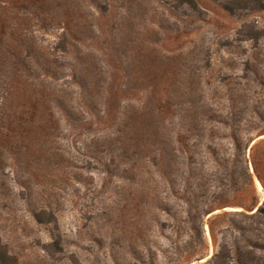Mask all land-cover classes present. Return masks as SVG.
Instances as JSON below:
<instances>
[{"label":"rangeland","instance_id":"1","mask_svg":"<svg viewBox=\"0 0 264 264\" xmlns=\"http://www.w3.org/2000/svg\"><path fill=\"white\" fill-rule=\"evenodd\" d=\"M195 1L198 11L184 0H0V41L32 50L33 64L49 56L52 75L64 78L34 81L25 98L7 89L0 53V239L20 264H205L237 244L264 257V225L237 213L264 205L251 163L255 147L264 174V11ZM24 4L42 11L21 13ZM160 102L171 117L155 110ZM177 106H206L217 121L195 115L198 137L185 139L192 122ZM232 111H242V144L253 139L246 154L254 190L236 194L211 188L221 159L234 154ZM126 115L132 124L119 142ZM165 137L179 154L197 152L205 171V207L214 212L195 249L183 223L189 186L168 181L149 159Z\"/></svg>","mask_w":264,"mask_h":264},{"label":"trees","instance_id":"2","mask_svg":"<svg viewBox=\"0 0 264 264\" xmlns=\"http://www.w3.org/2000/svg\"><path fill=\"white\" fill-rule=\"evenodd\" d=\"M219 2V4L228 12L235 13L242 10H261L264 11V0H235L233 2H226L223 0H216ZM184 4L187 5L189 8H191L193 11H198V4L195 0H184ZM98 13L102 18H107L111 16L112 10L108 7L103 6H95ZM21 13H29L36 16L38 15V12H33L30 8H26L25 4L20 6ZM111 10V11H110ZM49 15L48 12H43L42 17H46ZM45 20V18H44ZM55 25V24H54ZM115 28H117L115 26ZM116 30V29H115ZM104 31L102 30L100 32L101 35H104ZM69 38H70V31L68 28H66L65 33L61 37V51L63 53H67L69 51L68 45H69ZM99 39V37H97ZM103 45H101V53L105 56V51L107 50V46L109 45V41L104 39ZM10 41L6 39V41L1 40L0 41V53H4L3 56V63L5 66H7L8 70L5 73V83L7 89L9 91L16 90V91H22L24 93V97L28 98L30 97V93H33V83L34 81H41L46 79H52L54 83H60L61 80L64 78L60 76L59 74L56 76H53L51 73L50 68H55L53 65L55 62H49V56L48 59L45 61V63H39V64H33L30 60L32 55V50L26 52V54L23 53V51H20L19 53H16L14 51H11L9 46ZM27 42L25 41V47H27ZM31 63V64H30ZM30 64V65H29ZM41 71V73H40ZM85 83V82H83ZM87 84V83H86ZM80 85V84H78ZM33 96V95H31ZM178 111L180 114H184L185 119L187 121H191L192 125L190 126L191 130L188 132V135L185 137V139H190L192 137H198L197 133L194 134V131L199 130L201 128L200 121H195V115H206L208 119H211V121H217V119H213L210 117L212 114L214 115L215 111L211 110L208 107H202L201 112L195 111L190 109L185 110L184 108H180V106H177ZM194 108V107H193ZM155 110L158 113L164 114L168 117H171L173 115V112H171V108H169L168 105H166L165 102H160L156 105ZM213 112V113H212ZM232 111V117L235 119L233 121V131L236 129L232 134V141L234 146V154L231 157H225L224 159H221V162L224 164L222 165V168H217L215 172L211 175V179H213V182L218 185L217 187H211L212 189L218 188L223 189L225 192H234L240 193L244 190H248L249 188L254 190V174L258 178L259 182L263 186L264 189V174L260 172L259 169V163L260 159L257 160L255 157L256 149L253 147L251 149V155L252 160L251 163L254 167V174L251 172V168L249 166V159H247L246 151L249 149L250 145L253 142V139L249 140V142L244 146L242 144V140L238 136V128L241 123L240 118H238L240 115H242V111H236L233 113ZM129 124H132V119L129 120V117L127 118V115L124 116V121L121 122V124H118V127L115 130V133L117 135V140L120 142L121 139L124 140V137H126ZM224 125H227L226 122L223 123ZM260 137V136H259ZM184 137H182L183 140ZM258 138V137H257ZM132 139L130 136L128 137L127 141ZM135 142V140H133ZM121 147L123 145L120 143ZM159 145V144H157ZM136 147L142 146V144L139 142L138 144H135ZM173 143L171 142L170 138L165 137L162 148H155L154 151L151 153V156L149 157L150 161L154 166L157 168H161V173L163 176H165L168 181L172 182L174 178H178L181 181H183L185 184H187L189 187L187 188V192L190 194V196L187 198L186 204L188 206V210L186 211V218L184 219L183 223L185 227L189 229L190 233V246L192 249H195L196 246L199 245V243H204V237H205V220L207 217H209L214 211H210L209 208H206L205 205H207V199H209V194H203L202 187L204 182V175L205 171L203 168H199V165L197 164V152H186V154H179L174 148ZM126 151V150H125ZM128 153V151H126ZM215 152H212V154ZM215 156V154H213ZM186 163L189 164V167L186 166ZM197 164L196 168H193V164ZM182 164V165H180ZM103 166L109 167L110 164L107 161L103 162ZM183 167V168H182ZM196 179L198 181L197 188L194 189L192 187L193 184H191V180ZM189 189V190H188ZM191 189V190H190ZM190 191V192H189ZM214 196V197H213ZM217 194L214 192L212 193V197L215 198ZM209 197V198H208ZM256 206L258 204H254L252 207V215H247L243 212H237L238 216L245 217L253 221L256 225H264V205L263 207L259 208L257 211L255 210ZM241 229V228H240ZM210 230L213 233L214 228L213 224L210 222ZM259 231L258 229H244L242 228V231ZM256 247V246H254ZM264 251V247L260 248ZM0 264H20L19 260L11 254L9 251V248L6 244L2 243L0 239ZM205 264H264V257L258 256L256 253H254L252 250L244 251L243 248L237 244V246L233 250H229L226 252V254H219L216 253L209 262Z\"/></svg>","mask_w":264,"mask_h":264},{"label":"bare ground","instance_id":"3","mask_svg":"<svg viewBox=\"0 0 264 264\" xmlns=\"http://www.w3.org/2000/svg\"><path fill=\"white\" fill-rule=\"evenodd\" d=\"M261 138H264V137H261ZM256 185H257V187H258V189H259V191L260 192H262L263 193V195H264V190H263V186L261 185V183L258 181V180H256ZM230 210H233V211H241V209L239 208V209H230ZM208 229V228H207ZM210 230V229H209Z\"/></svg>","mask_w":264,"mask_h":264},{"label":"water","instance_id":"4","mask_svg":"<svg viewBox=\"0 0 264 264\" xmlns=\"http://www.w3.org/2000/svg\"><path fill=\"white\" fill-rule=\"evenodd\" d=\"M212 215L209 216V218L211 217Z\"/></svg>","mask_w":264,"mask_h":264}]
</instances>
